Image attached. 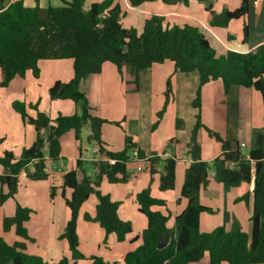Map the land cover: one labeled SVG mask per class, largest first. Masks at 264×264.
<instances>
[{
	"label": "trees",
	"instance_id": "16d2710c",
	"mask_svg": "<svg viewBox=\"0 0 264 264\" xmlns=\"http://www.w3.org/2000/svg\"><path fill=\"white\" fill-rule=\"evenodd\" d=\"M145 0H130L137 6ZM167 4H188L190 0H163ZM205 4L207 19L212 26L226 27L233 19L248 17L250 0H242L233 10L213 9V0H198ZM88 0H69L62 6L28 7L22 0H0V70L1 86H7L16 76H24L31 70L35 77L40 75L39 61L43 59H73L74 76L69 81H56L50 88L52 99H71L79 107L72 115L59 114L52 118L42 111L38 104H31L36 111L31 115L25 102L16 100L14 108L21 115L25 125H32L36 139L23 149L19 156L12 151L0 154V164L5 172L0 174V206L10 198L15 199L19 188V175L25 171L33 180L49 177L47 164L62 158L61 137L73 130L76 138H82L85 127L92 130L89 138L99 146L100 159L95 161L97 172L77 178L76 168L63 175V191L70 190L66 200L70 217L62 238L69 244L73 261L67 257L49 263L43 257L30 254L25 242L8 243L0 236V264H76L86 256L79 249L77 222L82 206L91 194L97 196L96 213H86L84 218L94 221L106 233H115L123 241L133 230L130 220L118 214L120 201L113 200L103 193L99 186L103 177L111 183H125L130 178L128 164L136 156L138 161L146 162V171L157 172L162 164L159 190L167 191L175 187L177 157L166 158L153 153L149 157L137 147L129 135L125 147L120 151L109 150L102 139V127L108 119L91 113V106L80 85L90 74L100 73L105 62L115 64L128 84H137L140 72L156 63L170 60L175 69L182 72L197 71L199 86L193 101L199 109L197 122L192 130L188 146L191 156L185 171L182 196L188 199L186 208L174 218L172 227L168 226L170 211L163 212L156 207L167 206V200L155 197L150 186L136 195L139 211L146 215L147 226L142 232V244L127 253L121 263L109 262L101 256H90L91 264H189L209 256V264H258L264 263V128L254 129L251 145L244 150L240 143L233 145L215 130L206 127L201 121V89L212 81H219L220 92L227 94L233 85H241L260 91L264 98V43L249 52L229 50L217 55L216 50L205 34L193 25H164V17L152 15L146 19L141 32L136 28H125L122 24V7L115 0L91 2ZM244 40L249 37V22L244 25ZM233 35H231L232 37ZM171 80L167 81L165 103L157 113L154 127L163 118L172 96ZM115 124H120L115 121ZM178 129L184 127L182 118L176 119ZM200 128H205L211 137L222 142L220 155L213 160L201 157L198 142ZM138 148V149H137ZM136 150V151H135ZM81 160L78 159V166ZM30 166L32 168L30 169ZM226 189L237 187L254 180L252 230H242L237 221L230 231L225 224L210 232L200 228L203 212L214 210L200 201L201 189L209 183L210 172ZM55 185L51 196L56 193ZM249 193L237 197L248 201ZM32 209L17 203L15 214L5 217L3 227L15 228L16 233L26 240H32L26 222ZM225 217V221H226ZM159 244L164 245L159 247Z\"/></svg>",
	"mask_w": 264,
	"mask_h": 264
},
{
	"label": "crops",
	"instance_id": "0c3cea01",
	"mask_svg": "<svg viewBox=\"0 0 264 264\" xmlns=\"http://www.w3.org/2000/svg\"><path fill=\"white\" fill-rule=\"evenodd\" d=\"M22 1L28 7L37 4L47 7L62 6L69 0ZM100 1L102 0H88L85 7L91 2ZM115 1L122 7L121 21L125 28H136L141 32L146 19L155 14L161 15L167 27L188 24L200 28L217 55L226 54L229 50L249 52L264 43V0H250L249 16L233 19L226 27L212 26L207 19L205 4L198 0L175 5L167 4L163 0H145L137 6H133L130 0ZM241 3L242 0H213V9L217 12L233 10ZM247 21L249 37L244 40L243 29ZM39 67L41 72L38 77L29 70L24 76H16L7 86L0 84V154L12 151L19 156L36 139L35 128L23 123L21 115L13 106L14 101L25 102L31 115H35L36 111L30 105L38 104L52 118L59 114L72 115L80 110L71 99L50 97V88L56 81H69L73 78V59H43L39 61ZM168 79L171 80L173 93L163 118L153 128L158 118L157 113L165 103ZM199 81L197 71L176 70L170 60L142 70L137 84L126 83L117 66L111 62H105L100 73L90 74L82 80L80 88L89 100L91 113L110 121L102 127V139L107 149L122 150L125 147V138L129 135L147 157L153 153L163 158L176 156L177 166L175 187L167 191L159 190L162 164L157 166V172L150 174L146 171L145 162L136 160V156L128 164L130 178L127 182L111 183L103 177L99 189L109 194L113 200L120 201L118 214L122 219L132 222L133 230L125 240L119 241L115 233L107 234L98 223L86 220V213L92 216L96 213L97 196L91 194L80 209L77 222L79 249L86 258L78 260L76 264H91L89 258L92 255L101 256L109 262L121 263L127 253L142 244L141 235L147 226V217L139 211L136 195L148 186L153 196L167 200V206L156 208L166 213L167 209L170 211L169 227L173 226L175 216L186 208L188 199L182 196V187L186 168L191 161L188 146L199 113V109L193 104ZM200 115L206 127L217 131L233 145L245 142L243 147L249 148L253 130L264 128V98L257 89L241 85H233L227 94H222L219 81L212 80L201 89ZM177 118L184 120L183 128L176 127ZM115 121L120 124H115ZM91 133L92 130L85 127L81 139L76 138L73 130L61 137L62 158L48 162L50 175L47 179L33 180L25 171L20 173L15 199L10 198L0 206V236L8 243L25 242L28 253L39 255L49 263L60 261L64 257L73 261L69 244L62 238L70 217L66 200L71 196V191H63L61 185L63 175L72 168H76L79 180L84 175L92 176L97 172L95 161L100 159L99 146L89 138ZM198 142L204 160H213L222 151V142L211 137L205 128H200ZM78 159L81 160L79 166ZM133 162L136 167L131 170ZM140 165H144V169L139 171ZM4 172L5 169L0 164V174ZM53 185L57 190L51 196ZM253 190L254 180L226 189L211 171L209 183L201 189L200 201L214 212L201 213V230L210 232L225 224L226 230L230 231L237 221L242 230L250 233ZM246 193L250 194L248 201L237 200V197ZM17 203L33 210L26 222L32 240L20 237L14 227L9 230L3 227L4 218L15 214ZM189 264H209V256L205 255ZM221 264L228 263L223 261Z\"/></svg>",
	"mask_w": 264,
	"mask_h": 264
},
{
	"label": "built area",
	"instance_id": "2783aa9c",
	"mask_svg": "<svg viewBox=\"0 0 264 264\" xmlns=\"http://www.w3.org/2000/svg\"><path fill=\"white\" fill-rule=\"evenodd\" d=\"M240 145L243 147V146L246 145V143H245V142H242ZM145 164H146V162H145ZM142 169H144V165H140V166H138V170H139V171L142 170Z\"/></svg>",
	"mask_w": 264,
	"mask_h": 264
},
{
	"label": "rangeland",
	"instance_id": "374dc122",
	"mask_svg": "<svg viewBox=\"0 0 264 264\" xmlns=\"http://www.w3.org/2000/svg\"><path fill=\"white\" fill-rule=\"evenodd\" d=\"M244 150H247V147H242ZM132 167H130L131 170H134L136 167V163L133 162V165H131Z\"/></svg>",
	"mask_w": 264,
	"mask_h": 264
},
{
	"label": "water",
	"instance_id": "95a60500",
	"mask_svg": "<svg viewBox=\"0 0 264 264\" xmlns=\"http://www.w3.org/2000/svg\"><path fill=\"white\" fill-rule=\"evenodd\" d=\"M164 245L159 244V247H163Z\"/></svg>",
	"mask_w": 264,
	"mask_h": 264
}]
</instances>
